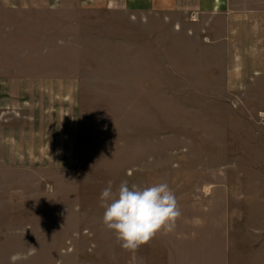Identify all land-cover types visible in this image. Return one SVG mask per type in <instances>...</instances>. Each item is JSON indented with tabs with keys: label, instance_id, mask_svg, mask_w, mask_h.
I'll list each match as a JSON object with an SVG mask.
<instances>
[{
	"label": "rangeland",
	"instance_id": "rangeland-1",
	"mask_svg": "<svg viewBox=\"0 0 264 264\" xmlns=\"http://www.w3.org/2000/svg\"><path fill=\"white\" fill-rule=\"evenodd\" d=\"M109 1L0 0V264H264L260 27ZM109 180L167 183L176 230L123 249Z\"/></svg>",
	"mask_w": 264,
	"mask_h": 264
},
{
	"label": "clouds",
	"instance_id": "clouds-1",
	"mask_svg": "<svg viewBox=\"0 0 264 264\" xmlns=\"http://www.w3.org/2000/svg\"><path fill=\"white\" fill-rule=\"evenodd\" d=\"M99 199L104 209L103 225L131 252L160 232H174L182 215L175 193L163 182L141 187L122 181L114 189L109 180Z\"/></svg>",
	"mask_w": 264,
	"mask_h": 264
},
{
	"label": "crops",
	"instance_id": "crops-1",
	"mask_svg": "<svg viewBox=\"0 0 264 264\" xmlns=\"http://www.w3.org/2000/svg\"><path fill=\"white\" fill-rule=\"evenodd\" d=\"M252 4L249 0H111V6H123L130 10L156 11L165 10H194L200 13L208 12L212 16L216 15L219 18H226L224 23L226 26L242 25L247 27L248 31L255 30V27H260L257 31L260 34L258 44L248 48V54L242 56L239 66L250 67L253 74L259 75L264 72V7L248 5ZM116 4V5H115ZM237 5V6H234ZM237 9L238 14L228 13L227 11ZM198 13L195 12L194 15ZM237 21H232L234 17ZM233 17V18H232ZM3 47L0 48L2 50ZM2 52V51H0ZM6 84L3 74L0 75V106L5 101ZM1 110V109H0ZM1 116V114H0ZM3 142H0V146Z\"/></svg>",
	"mask_w": 264,
	"mask_h": 264
}]
</instances>
